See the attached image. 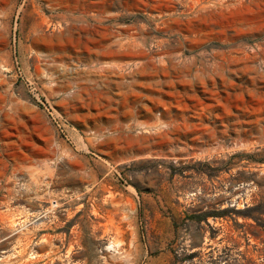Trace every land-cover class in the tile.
Wrapping results in <instances>:
<instances>
[{"label": "rangeland", "instance_id": "obj_1", "mask_svg": "<svg viewBox=\"0 0 264 264\" xmlns=\"http://www.w3.org/2000/svg\"><path fill=\"white\" fill-rule=\"evenodd\" d=\"M0 264H264V0H0Z\"/></svg>", "mask_w": 264, "mask_h": 264}]
</instances>
